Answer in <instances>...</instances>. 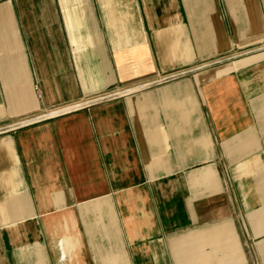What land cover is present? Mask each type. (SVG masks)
<instances>
[{"label":"crops","instance_id":"obj_1","mask_svg":"<svg viewBox=\"0 0 264 264\" xmlns=\"http://www.w3.org/2000/svg\"><path fill=\"white\" fill-rule=\"evenodd\" d=\"M0 264H264V0H0Z\"/></svg>","mask_w":264,"mask_h":264},{"label":"built area","instance_id":"obj_2","mask_svg":"<svg viewBox=\"0 0 264 264\" xmlns=\"http://www.w3.org/2000/svg\"><path fill=\"white\" fill-rule=\"evenodd\" d=\"M163 79L166 80V78H163ZM163 79H162V80H163Z\"/></svg>","mask_w":264,"mask_h":264}]
</instances>
